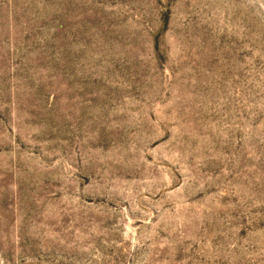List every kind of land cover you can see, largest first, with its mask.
I'll use <instances>...</instances> for the list:
<instances>
[{
	"label": "rangeland",
	"instance_id": "1",
	"mask_svg": "<svg viewBox=\"0 0 264 264\" xmlns=\"http://www.w3.org/2000/svg\"><path fill=\"white\" fill-rule=\"evenodd\" d=\"M0 264H264V0H0Z\"/></svg>",
	"mask_w": 264,
	"mask_h": 264
}]
</instances>
